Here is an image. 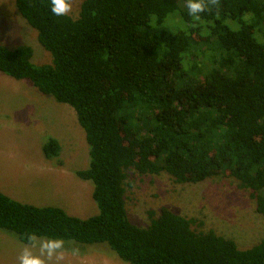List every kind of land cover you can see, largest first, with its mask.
<instances>
[{
  "label": "trees",
  "instance_id": "16d2710c",
  "mask_svg": "<svg viewBox=\"0 0 264 264\" xmlns=\"http://www.w3.org/2000/svg\"><path fill=\"white\" fill-rule=\"evenodd\" d=\"M186 3L82 0L77 17H55L49 0H14L51 62L0 44V71L74 109L89 154L76 175L92 182L98 212L81 218L0 192L1 229L23 243L29 232L105 242L130 264H264V238L240 249L167 207L148 211L147 226L126 212L128 172L164 171L176 183L231 177L264 218V0H220L199 21ZM42 151L57 156L60 144L50 137Z\"/></svg>",
  "mask_w": 264,
  "mask_h": 264
},
{
  "label": "rangeland",
  "instance_id": "374dc122",
  "mask_svg": "<svg viewBox=\"0 0 264 264\" xmlns=\"http://www.w3.org/2000/svg\"><path fill=\"white\" fill-rule=\"evenodd\" d=\"M81 2L74 0L70 16L77 17ZM0 44L10 49L28 45L34 64L51 62V54L19 14L14 0H0ZM50 137L57 139L60 151L45 157L42 145ZM88 164V144L74 109L41 93L28 79H15L0 71V192L23 203L58 206L70 215L89 217L98 212L93 185L76 175V170ZM249 194L235 179L222 175L176 183L164 171H129L124 200L129 220L138 226L149 224L148 211L156 216L167 207L196 218L197 230L211 229L245 249L264 238V218ZM65 242L62 264H130L105 242ZM24 244L14 232L0 228V264H18ZM73 247L79 248L78 255L72 254Z\"/></svg>",
  "mask_w": 264,
  "mask_h": 264
},
{
  "label": "clouds",
  "instance_id": "9594fccd",
  "mask_svg": "<svg viewBox=\"0 0 264 264\" xmlns=\"http://www.w3.org/2000/svg\"><path fill=\"white\" fill-rule=\"evenodd\" d=\"M74 0H49V11L55 17H66L73 11ZM188 14L199 21L201 13L219 9L220 0H187ZM152 28L156 26L150 24ZM26 243L18 256V264H62L65 259V240L49 238L29 232L23 235ZM73 255L79 254V248L71 249Z\"/></svg>",
  "mask_w": 264,
  "mask_h": 264
}]
</instances>
